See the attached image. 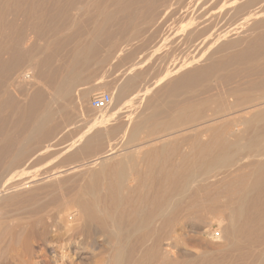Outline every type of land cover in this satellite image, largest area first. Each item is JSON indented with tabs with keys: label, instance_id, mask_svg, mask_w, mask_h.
I'll list each match as a JSON object with an SVG mask.
<instances>
[{
	"label": "bare ground",
	"instance_id": "bare-ground-1",
	"mask_svg": "<svg viewBox=\"0 0 264 264\" xmlns=\"http://www.w3.org/2000/svg\"><path fill=\"white\" fill-rule=\"evenodd\" d=\"M0 264H264V0H0Z\"/></svg>",
	"mask_w": 264,
	"mask_h": 264
},
{
	"label": "rangeland",
	"instance_id": "rangeland-1",
	"mask_svg": "<svg viewBox=\"0 0 264 264\" xmlns=\"http://www.w3.org/2000/svg\"><path fill=\"white\" fill-rule=\"evenodd\" d=\"M197 6H198V5H197ZM197 6H196V7H197ZM196 7H195V10H196L195 13H194V12H193V13L191 12L192 9H191L190 7H188L189 9H188L187 7H185V9H188V11H190V9H191L190 13H187L188 11L184 10V8H181L182 10H184V12H183V11L181 12V9H179L177 13H173V12H171V11H173V10H170L171 13L168 11V12H169L168 14H170V15H168V17H165V18H167V20H169V21L167 22V21L165 20V22H164V23H165V24H164V26H165V32L163 31L160 35H163V34L168 35V34H175V33H177V32L179 31V29H180V25H181L180 23L183 22V20L186 22V20H185V16H186L187 14L189 15V16H188V15H187V16L190 18L191 15H192V17H193V14L195 15V14H197L196 12H198V13L200 12V10H199V11L197 10V9H199V7H198V8H196ZM176 11H177V10H175L174 12H176ZM179 12H181V13H179ZM185 12H186V14H185ZM171 14H172V15H171ZM184 15H185V16H184ZM182 17H183L184 19H182ZM188 17H186V19H187ZM189 18L187 19V20H189L188 22H190V19H189ZM191 20H192V18H191ZM185 22H183V24H182L181 26H184V24L186 25L187 22H186V23H185ZM179 24H180V25H179ZM163 30H164V28H163ZM179 48H180V47H179ZM175 49H176V48H175ZM182 50H183L182 48H180V49L177 48V50H173V51H176L177 55L180 54V55H182V57H183L182 52H184V51H182ZM179 51H180V52H179ZM176 53H174V54L176 55ZM180 55H178V56L180 57ZM179 57H178V58H179ZM182 57H180L182 60L179 58V61H180V62H184V61L187 60L185 57H183L185 60H184ZM174 58H175V56L173 55V59H172V58H171V59L174 61ZM176 58H177V56H176ZM176 58H175V60L177 61ZM172 60H171V61H172ZM114 61H115V60H113V62H114ZM179 61H177V62L180 63ZM114 63L117 64L116 61H115ZM114 63L112 64V62H110V64H111V68L115 66ZM113 65H114V66H113ZM116 66L118 67V64H117ZM106 67H107V66H106ZM117 67H116V68L114 67L115 69L112 68L113 71H114V73H116V71H118V74L116 73L117 76H115L116 74H112V75L109 74V73H111V72H113V71H110V72H109V70H111V69H109V68H110V65L108 64V67H107L108 69H106L105 72H103V73L101 72V73L103 74L104 77H101V78H100L101 75L98 76V74H97L96 76H97L99 79H98V78H95V77H92L93 81H94V79H95V80L98 79V80H96L94 83H93L92 80H91L92 83L90 82V83H91V87H92V85H93V87L96 86V87H95V90H92V94L90 95V99H89L90 101H91L92 97H93L96 93H99V92L112 93V91H114V92L116 91L117 86H119V85L121 84V83H120V84H114V83L118 82V79L120 78V77L118 78V76H121V78H120L121 80L119 79V82H122V75H121L122 72L119 73L122 69H119V67H118V70H117ZM30 69H31V68L28 67L26 71H30ZM107 70H108V71H107ZM115 70H116V71H115ZM119 70H120V71H119ZM108 72H109V73H108ZM101 73H100V74H101ZM104 73H105V74H104ZM106 73H107V74H106ZM119 74H120V75H119ZM106 75H107L109 78L112 77L111 81L108 80V81H110L111 84H110L109 82H107L108 84L105 83L106 80H107V78H108V77L105 78ZM109 75H111V77H110ZM94 76H95V75H94ZM115 77H117V78H115ZM102 78H104V80H101ZM109 78H108V79H109ZM113 78H114L115 80H117V81L113 80ZM112 80H113L114 82H112ZM98 82H99V83H98ZM103 82H104V85H105V86L103 85ZM119 82H118V83H119ZM90 83H86L87 86H88V85L90 86ZM97 84H98V86L101 85V88L97 87ZM106 84H107V85L110 84L109 86H111V88H112L113 90H111V88L108 87ZM112 84H114L115 86L117 85V86L114 87ZM94 85H95V86H94ZM84 86H85V85H84ZM102 86H103V87H102ZM82 87H83V86H82ZM113 87H114L115 89H114ZM80 88H81V86H80ZM80 88H79V89H80ZM93 89H94V88H93ZM97 89H101V90L98 91ZM96 90H97V92H96ZM108 90H109L110 92H109ZM94 91H95V92H94ZM78 92H79V91L77 90V93H78ZM93 92H94V93H93ZM90 101H89V104H90ZM112 105H113V104H112ZM87 106H88V108L90 107L89 105H87ZM111 107H113V106H111ZM111 107H110V109H111ZM90 109H91V107H90ZM90 109H89V110H90ZM92 109H93V108H92ZM92 109H91V110H92ZM91 110H90V111H91ZM129 110H131V109H129ZM125 111H126V110H125ZM91 112L96 113V112H98V111L95 110V109H93ZM77 119H78V118H77ZM77 119H76V121H77ZM78 120H80V119H78ZM77 125H78V126H77ZM77 125H76L77 127L74 126V125H73L72 127H69V128L67 129V132L65 131L66 129H65V127H64V129H65L64 131H65V132H63V135H61V136H60L61 138L59 137V139H60V140L65 139L66 136H68V137L66 138V139H68V138H69V135H71V136H75V135H77L78 132L84 130V128L86 127V124H84L85 127H84V125H82L81 123H80V124H77ZM74 127H75V128H74ZM81 127H82V129H81ZM73 128H74V129H73ZM70 129H72V130H70ZM69 131H70V132H69ZM77 131H78V132H77ZM76 132H77V133H76ZM66 133H67V134H66ZM64 134H65V137H64ZM73 134H74V135H73ZM62 137H64V138H62Z\"/></svg>",
	"mask_w": 264,
	"mask_h": 264
},
{
	"label": "built area",
	"instance_id": "built-area-1",
	"mask_svg": "<svg viewBox=\"0 0 264 264\" xmlns=\"http://www.w3.org/2000/svg\"><path fill=\"white\" fill-rule=\"evenodd\" d=\"M112 103H113V97L110 93L99 92L92 97L90 101V106L91 108L97 111H102L109 108L112 105Z\"/></svg>",
	"mask_w": 264,
	"mask_h": 264
}]
</instances>
